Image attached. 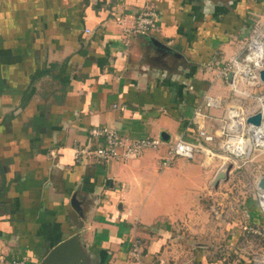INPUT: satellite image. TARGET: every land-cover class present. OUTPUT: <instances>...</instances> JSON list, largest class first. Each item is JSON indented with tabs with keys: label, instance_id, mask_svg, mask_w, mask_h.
<instances>
[{
	"label": "crops",
	"instance_id": "1",
	"mask_svg": "<svg viewBox=\"0 0 264 264\" xmlns=\"http://www.w3.org/2000/svg\"><path fill=\"white\" fill-rule=\"evenodd\" d=\"M146 8L159 13L157 29L127 37L122 26ZM263 22L264 0H0V264H41L71 237L77 246L52 264L264 258V237L243 229L264 230V158L254 174L252 159L219 146L230 106L241 104L233 82L206 67L241 54ZM207 97L220 103L206 106ZM196 110L213 142L198 135ZM102 126L163 144L127 161H75V147L104 145L89 135ZM176 137L211 154L161 168ZM228 162L227 179L214 187Z\"/></svg>",
	"mask_w": 264,
	"mask_h": 264
},
{
	"label": "built area",
	"instance_id": "2",
	"mask_svg": "<svg viewBox=\"0 0 264 264\" xmlns=\"http://www.w3.org/2000/svg\"><path fill=\"white\" fill-rule=\"evenodd\" d=\"M120 22V19H118ZM159 23V13L151 8H146L140 11L128 25L122 26L123 33L127 36H145L156 30ZM89 32V30H87ZM127 44V43H126ZM206 67L214 72L216 78L230 79L234 91L243 93V90L237 88L240 81H245L248 85H257L264 83L259 78V70L264 67V22L259 31L250 38L241 54L232 57L225 61L221 66L217 67L211 62L206 64ZM220 101L212 97H207L205 100L206 106L218 105ZM230 111L227 115L228 123L224 125L220 135L224 138L220 140L219 146L227 151L230 155L243 158L248 154L246 142L243 141L241 135L235 134L232 129L234 121L243 124L245 117H234L232 113L233 106H230ZM264 114V104L259 110ZM196 119L198 135L207 142H213L215 134L207 132L204 125L206 114L200 110L194 112ZM264 123V122H263ZM263 123L261 125H263ZM249 125V124H247ZM252 128L251 125H249ZM238 131V128L236 129ZM91 137H103L104 145L90 147L78 146L74 148V160L77 162L85 161L87 158H93L96 162L115 160L127 161L138 157L146 149H158L163 142L158 138L142 137L138 139H129L121 137L114 129L102 126L92 127L89 130ZM234 143L236 145H234ZM264 145V144H260ZM197 152L211 154L209 150H205L202 144L185 141L180 137H176L172 143L166 145L164 155L160 157V167L165 168L171 164L176 157H184L192 159ZM258 203L261 211L264 213V192L258 193ZM243 229L247 232L261 235L264 237V230L258 227H253L245 224ZM130 255L135 262L139 263L141 256L140 243L134 239L131 243ZM3 264H26L25 258H12L8 260L1 259ZM253 264H264V258L255 257L252 259Z\"/></svg>",
	"mask_w": 264,
	"mask_h": 264
},
{
	"label": "rangeland",
	"instance_id": "3",
	"mask_svg": "<svg viewBox=\"0 0 264 264\" xmlns=\"http://www.w3.org/2000/svg\"><path fill=\"white\" fill-rule=\"evenodd\" d=\"M249 40H243L244 41L243 42L244 47L247 45ZM240 82H242V84L245 88V89H243V93H239L237 91H233V92L235 93V97H237V99H238V101H235V102H240L241 105H239L237 103H233L231 106H233V108L238 107L239 110H241V112H242V115H240V116L245 117L246 111H248V110L250 111L253 109L256 111L260 110L261 105L264 104V83H260L257 85H248L243 80ZM239 86L240 85L237 84L238 89H240ZM243 123H244V125L240 124V127H238V131L236 130L237 128L232 127V129L236 132L235 134L241 135L243 137V141L246 142L247 147L250 146V149L248 150V154H246V156H244L243 158L246 160L252 159L251 160L252 164L248 165L247 169H248V167H250L251 172L253 171V173L256 174L257 173L256 171L258 169L257 168V163H258L257 159H259V161L260 160L262 161V159L264 158V152H263L264 151V145L255 144L254 139L251 137L252 127L247 125L244 121H243ZM247 140H249L250 144L247 143ZM260 151H262V152H260ZM226 156H229V154L226 153Z\"/></svg>",
	"mask_w": 264,
	"mask_h": 264
},
{
	"label": "water",
	"instance_id": "4",
	"mask_svg": "<svg viewBox=\"0 0 264 264\" xmlns=\"http://www.w3.org/2000/svg\"><path fill=\"white\" fill-rule=\"evenodd\" d=\"M259 78L264 82V67L259 70ZM264 122V114L261 111H256L245 117V123L253 127H259ZM232 167V163L228 162L224 164L216 173L213 178L212 185L217 187V185L227 179L228 171ZM257 187L260 191L264 192V175L260 176L257 179ZM77 240L74 238H68L56 244L50 249V251L43 258L41 264H52L55 261L59 260L63 255H66V252L69 247H76Z\"/></svg>",
	"mask_w": 264,
	"mask_h": 264
},
{
	"label": "bare ground",
	"instance_id": "5",
	"mask_svg": "<svg viewBox=\"0 0 264 264\" xmlns=\"http://www.w3.org/2000/svg\"><path fill=\"white\" fill-rule=\"evenodd\" d=\"M233 116L237 117V118L240 117V115H238V114H234ZM234 126H235V128H238V127H240V123H237L235 120ZM251 132H252L251 137L254 139L255 144H258V145L264 144V123H263V125H261L259 127L252 128ZM247 143L250 144L249 140H247ZM234 145H236V144L234 143ZM247 148L249 150L250 146Z\"/></svg>",
	"mask_w": 264,
	"mask_h": 264
}]
</instances>
